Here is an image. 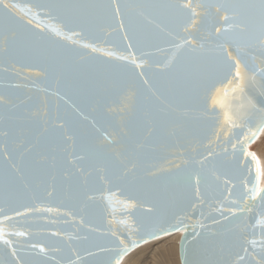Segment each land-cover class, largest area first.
<instances>
[{
    "label": "water",
    "instance_id": "1",
    "mask_svg": "<svg viewBox=\"0 0 264 264\" xmlns=\"http://www.w3.org/2000/svg\"><path fill=\"white\" fill-rule=\"evenodd\" d=\"M264 0H0V264H264Z\"/></svg>",
    "mask_w": 264,
    "mask_h": 264
},
{
    "label": "bare ground",
    "instance_id": "2",
    "mask_svg": "<svg viewBox=\"0 0 264 264\" xmlns=\"http://www.w3.org/2000/svg\"><path fill=\"white\" fill-rule=\"evenodd\" d=\"M264 136L262 131L260 138ZM259 164V189L264 186V153L256 152ZM182 233L161 237L127 255L120 264H181L179 240Z\"/></svg>",
    "mask_w": 264,
    "mask_h": 264
},
{
    "label": "rangeland",
    "instance_id": "3",
    "mask_svg": "<svg viewBox=\"0 0 264 264\" xmlns=\"http://www.w3.org/2000/svg\"><path fill=\"white\" fill-rule=\"evenodd\" d=\"M250 150L253 151L255 154L256 152L264 153V136L262 138H260L259 136L257 140L254 142V144L251 145Z\"/></svg>",
    "mask_w": 264,
    "mask_h": 264
}]
</instances>
